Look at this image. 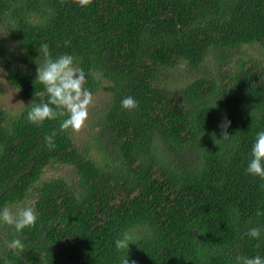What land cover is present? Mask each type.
<instances>
[{"label": "trees", "instance_id": "16d2710c", "mask_svg": "<svg viewBox=\"0 0 264 264\" xmlns=\"http://www.w3.org/2000/svg\"><path fill=\"white\" fill-rule=\"evenodd\" d=\"M0 24L14 45L0 39V69L26 100L0 107V211L37 214L20 233L0 223V264L264 258V179L246 172L264 131V0H0ZM42 44L108 95L80 139L63 117L27 120L47 100L35 82ZM253 227L259 239L245 235ZM16 238L23 251L8 247Z\"/></svg>", "mask_w": 264, "mask_h": 264}, {"label": "clouds", "instance_id": "9594fccd", "mask_svg": "<svg viewBox=\"0 0 264 264\" xmlns=\"http://www.w3.org/2000/svg\"><path fill=\"white\" fill-rule=\"evenodd\" d=\"M80 7H86L91 0H76ZM42 60L37 64L35 82L44 87L47 96L46 102L32 105L27 115V120L33 125H42L46 120H55L63 117L60 124L61 131L76 133L84 126L88 118V108L93 101L90 90L85 88L86 77L83 69L77 66L72 55L64 54L53 58L49 46L42 44L40 47ZM121 107L132 111L138 107L137 101L131 97H125L121 101ZM230 121L225 119L220 125L222 139H228L227 128ZM56 133L45 136L46 146L49 149L55 148L54 138ZM251 159L247 165V174L264 179V131H260L251 148ZM259 210L257 215H262ZM37 214L32 207L20 209L13 213L5 207L0 211V223L14 226L15 231L20 233L23 229L35 226ZM261 230L258 227L251 228L245 235L252 239H259ZM132 244L130 237L125 234L115 241L116 249L127 250ZM10 249L23 251L24 245L19 238L13 239L8 245ZM122 264H129L128 256ZM134 264V262H133ZM235 264H264V258L259 255L245 257L237 255Z\"/></svg>", "mask_w": 264, "mask_h": 264}, {"label": "rangeland", "instance_id": "374dc122", "mask_svg": "<svg viewBox=\"0 0 264 264\" xmlns=\"http://www.w3.org/2000/svg\"><path fill=\"white\" fill-rule=\"evenodd\" d=\"M0 39L3 40L8 45L14 46L13 43L10 41V39L7 37L3 29V26L1 24H0ZM14 48H17V46H15ZM250 52L254 55H259L263 57V54L261 53L260 49L257 47H251ZM0 82H1V89H0V107L1 108H4L5 110H8V111H17L20 107L26 104V100L24 96H22L18 90H15L11 88L9 85H7V83L4 80V74L1 71V69H0ZM92 96H93V101L88 108V117L96 106L101 108L108 101V95L104 92H99ZM86 121H85V124H86ZM83 127L78 132L77 135L75 134V137L77 139H80L82 138V136H84Z\"/></svg>", "mask_w": 264, "mask_h": 264}]
</instances>
